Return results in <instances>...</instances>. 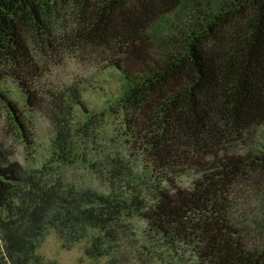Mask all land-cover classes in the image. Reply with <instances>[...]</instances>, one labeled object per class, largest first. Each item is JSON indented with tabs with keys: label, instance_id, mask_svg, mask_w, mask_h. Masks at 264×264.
<instances>
[{
	"label": "trees",
	"instance_id": "obj_1",
	"mask_svg": "<svg viewBox=\"0 0 264 264\" xmlns=\"http://www.w3.org/2000/svg\"><path fill=\"white\" fill-rule=\"evenodd\" d=\"M162 22L172 33L156 38ZM76 45L120 73L114 112L145 169L113 155L109 191L79 188L29 171L0 137V264H56L38 252L53 231L112 254L136 215L192 264H264V0H0V127L34 145L33 116L50 120L53 170L82 159L76 114L90 109L79 85L47 86L36 49Z\"/></svg>",
	"mask_w": 264,
	"mask_h": 264
},
{
	"label": "rangeland",
	"instance_id": "obj_2",
	"mask_svg": "<svg viewBox=\"0 0 264 264\" xmlns=\"http://www.w3.org/2000/svg\"><path fill=\"white\" fill-rule=\"evenodd\" d=\"M177 13L166 18L176 19ZM63 18L66 17L63 15ZM154 31L156 38L172 33L166 29L164 22L159 23ZM36 50L37 56L41 53L47 64L43 80L49 83L47 86L52 84L62 88L65 85L77 84L82 88L88 102L90 112L76 114L81 129L72 142L74 153L82 159L64 165L54 162L55 169L49 168V162L54 159L56 132L50 120L40 115L33 116L34 145H27L15 127L9 121L2 120L0 137L4 139L12 158L22 163L29 171L43 168L46 175L51 173L52 177L62 172L61 175L66 177L67 181L75 182L77 187H91L99 191L111 189L106 171L113 155L132 158V163L138 164L136 172L142 173L145 169L142 159L133 157L128 152L123 120L113 108L115 99L121 93V85L124 84L120 73L113 68L103 69L106 64L100 58L95 54H83L77 45L56 53L49 50L48 46ZM84 123H91L89 129L84 128ZM257 132L259 144L262 145L264 125L259 127ZM103 164L106 165L102 166ZM43 165H47V169L42 167ZM97 165L103 167L102 174L95 169ZM56 169L58 170L55 171ZM192 180V176H186L182 182L189 185ZM126 224L127 227L121 231L117 248L112 254L92 257L86 251L87 240L66 246L64 240L54 231L42 239L38 252L46 260H52L56 264H192L185 255L170 251L157 241V237L151 236L148 224L141 216L126 218Z\"/></svg>",
	"mask_w": 264,
	"mask_h": 264
}]
</instances>
